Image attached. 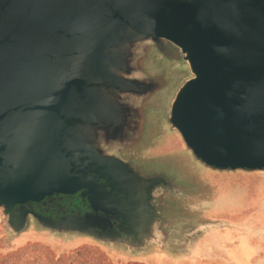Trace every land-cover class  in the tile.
I'll return each instance as SVG.
<instances>
[{
  "label": "water",
  "instance_id": "95a60500",
  "mask_svg": "<svg viewBox=\"0 0 264 264\" xmlns=\"http://www.w3.org/2000/svg\"><path fill=\"white\" fill-rule=\"evenodd\" d=\"M149 42L176 47L192 75L169 122L195 159L264 171V0H0L3 214L84 185L70 164L100 160L92 133L127 117L121 98L141 89L134 58ZM28 216L15 229L9 216L12 235Z\"/></svg>",
  "mask_w": 264,
  "mask_h": 264
},
{
  "label": "flooded vegetation",
  "instance_id": "af4514ba",
  "mask_svg": "<svg viewBox=\"0 0 264 264\" xmlns=\"http://www.w3.org/2000/svg\"><path fill=\"white\" fill-rule=\"evenodd\" d=\"M134 61L142 86L139 90L138 85V92L122 95L120 108L128 111L127 117L103 122L105 126L92 133L97 163L77 159L70 164L69 172L84 185L71 193L14 204L7 215L11 229L20 225L22 213L29 215L25 224L33 222L30 213H35L62 233L93 234L110 245L140 253L167 246L176 227L193 211L191 201L201 202L197 196L201 181L195 173L184 177L164 169L170 157L156 130L163 113L167 127L178 135L169 118L175 94L186 79H182L180 52L149 42L140 47ZM168 84L172 91L164 97ZM66 224L76 229H65Z\"/></svg>",
  "mask_w": 264,
  "mask_h": 264
},
{
  "label": "rangeland",
  "instance_id": "374dc122",
  "mask_svg": "<svg viewBox=\"0 0 264 264\" xmlns=\"http://www.w3.org/2000/svg\"><path fill=\"white\" fill-rule=\"evenodd\" d=\"M180 62L187 80L192 75ZM171 89L168 84L164 97ZM158 119V142L170 157L164 169L184 177L195 173L201 181V202L191 201L193 211L167 246L132 253L90 235L40 229L34 220L12 235L0 208V264H264V171H219L200 164L167 127L163 113Z\"/></svg>",
  "mask_w": 264,
  "mask_h": 264
}]
</instances>
